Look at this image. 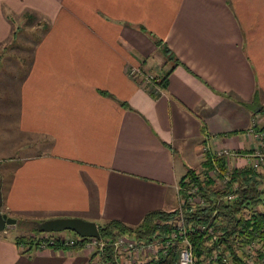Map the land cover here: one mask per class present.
I'll list each match as a JSON object with an SVG mask.
<instances>
[{"label":"crops","instance_id":"obj_1","mask_svg":"<svg viewBox=\"0 0 264 264\" xmlns=\"http://www.w3.org/2000/svg\"><path fill=\"white\" fill-rule=\"evenodd\" d=\"M29 17L48 24L33 44L19 33L29 62H0L1 211L16 219L137 225L175 208L203 146L244 153L252 121L264 131V0H0L2 50L27 47L13 39ZM22 247L0 239V264H97L81 247Z\"/></svg>","mask_w":264,"mask_h":264},{"label":"trees","instance_id":"obj_2","mask_svg":"<svg viewBox=\"0 0 264 264\" xmlns=\"http://www.w3.org/2000/svg\"><path fill=\"white\" fill-rule=\"evenodd\" d=\"M155 44L159 45L161 51L174 63L177 58L172 54L170 48L162 43L161 39L154 38ZM165 75L161 82L165 81ZM160 82V83H161ZM245 104V103H244ZM249 106L250 104H246ZM254 104H251L252 108ZM264 110V108H262ZM263 129V128H261ZM233 134L235 131L226 132ZM247 152V151H246ZM210 152L204 153L202 161L203 169L197 171L195 168L187 169L180 177L178 184L182 214L188 228V235L193 243V250L197 261L210 256L217 251L220 260L223 255H230V264H246L241 247L252 240L259 241L261 247L257 252H264V166L252 168L247 165L238 166L234 158H231L230 178L222 187L215 184L214 178L208 173L213 167V161L221 170H225V159L217 157L212 160ZM191 184L198 187V193L205 199V204L193 205L185 200L187 190ZM229 194H234L229 198ZM179 208L171 210L155 209L148 211L139 224L129 225L117 219H112L103 225H98L102 237L114 238L118 234H127L136 238L137 241L152 240L154 238H166L171 222L179 215ZM20 220H17V224ZM32 231L20 237H16L17 245L26 244L23 251L36 247L39 244L38 230L31 220ZM203 225L212 226L213 233L210 234L202 228ZM55 247H70L63 242L57 241L52 244ZM79 247V246H75ZM177 245H171L168 253L159 255L156 264H176ZM108 254L104 258H108Z\"/></svg>","mask_w":264,"mask_h":264},{"label":"built area","instance_id":"obj_3","mask_svg":"<svg viewBox=\"0 0 264 264\" xmlns=\"http://www.w3.org/2000/svg\"><path fill=\"white\" fill-rule=\"evenodd\" d=\"M136 70L131 69L129 73H134ZM247 132L254 139L255 144L247 152H240L229 147H218L212 151L208 146H203L204 153L210 152L213 156L212 160L217 157L225 159V170H221L213 161V167L208 170V173L214 178L215 184L222 187L229 181L231 170V158L236 161L237 155H242L245 158V165L252 168H261L264 166V131L258 126L256 120H253L248 127ZM236 164V162H235ZM264 184V179H263ZM181 186L177 184V204L179 215L172 220L171 229L166 238H154L152 240L137 241L136 238L127 234H118L114 238H106L95 236H48L46 234H38L40 246L52 245L57 241L63 244L75 247L79 246L86 249L91 256L95 257L97 264H156L155 260L159 255L165 256L168 253V248L174 244L177 245L176 264H230V255L226 253L220 258L217 251L213 252L207 258L197 261L193 243L188 235V228L182 214L179 190ZM234 194H229L228 197H233ZM185 200L191 203L193 208L198 204H205V199L198 193V187L191 184L187 190ZM202 228L208 233H213V227L203 225ZM261 247L259 241L252 240L245 243L241 247L243 259L246 264H264V252L259 255L258 248ZM108 254V258L104 256Z\"/></svg>","mask_w":264,"mask_h":264},{"label":"rangeland","instance_id":"obj_4","mask_svg":"<svg viewBox=\"0 0 264 264\" xmlns=\"http://www.w3.org/2000/svg\"><path fill=\"white\" fill-rule=\"evenodd\" d=\"M35 20H37L36 17H29V18H25V19L24 18H22V19L18 18L17 19V22L14 24V26L17 29L18 36H16L15 39H13V43H14V45L20 44V45H18L20 47H23V46H27V47H23L25 49L22 50V52H19L18 49H15V48L14 49L7 48L5 50H2L1 47L3 45L0 44V58H2V56L5 57V59H3V61H1V59H0V62H8V61L12 62V63L16 62L15 60L17 58L15 55L9 56L10 59H8L9 58L8 56H4L6 53H14V54H17L18 56H23V58H25V61L22 62V64L23 63L26 64L29 62L30 56L32 54L31 49H30L31 45L36 41L37 37L48 28V24L45 23L46 22L45 19L39 21L38 23L37 22L35 23ZM44 24H47V28L45 30H44V28H45ZM20 32H23L26 37L30 38L28 41L32 43L31 45H29V43H27L26 40H24L23 38L20 37L21 36V35H19ZM22 37H23V35H22ZM146 75L148 76V78L154 77V74L152 72L146 73ZM12 153L15 156H19L22 152L14 150V151H12ZM237 156L242 157V155H240V154ZM2 161H4V163H6L5 165L12 164L11 160H2ZM202 169H203V167L201 166L196 170L201 171ZM1 171L2 170H0V177L2 178V180H4L5 175H3V174L1 175ZM177 206H178V204L175 206V208ZM17 219L20 220V223L16 224V226L14 228L6 229V232L0 231V239H12L14 241V243H16V241H15L16 237L27 235L32 231V224L30 223L31 220L32 221H39V220H34V217L28 216V215H20ZM35 219H38V218H35ZM38 232H39V235L40 234H46L48 236H56V237L66 236V235H70L72 237L74 235L78 236L77 233H75L74 231L69 230V229H63V230H57V231H45V232L38 231ZM21 246H22V244H21ZM22 248H23L22 250H25L26 244H23Z\"/></svg>","mask_w":264,"mask_h":264},{"label":"water","instance_id":"obj_5","mask_svg":"<svg viewBox=\"0 0 264 264\" xmlns=\"http://www.w3.org/2000/svg\"><path fill=\"white\" fill-rule=\"evenodd\" d=\"M2 196L0 191V231L8 228H14L17 219L1 211ZM34 225L38 231H57L69 229L80 236L99 237V229L94 221L85 220L79 217H52L40 221H34Z\"/></svg>","mask_w":264,"mask_h":264}]
</instances>
